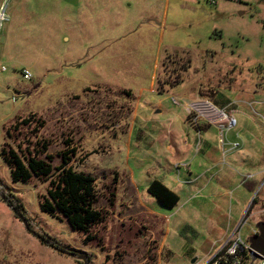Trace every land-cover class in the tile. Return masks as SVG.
Segmentation results:
<instances>
[{"label":"rangeland","instance_id":"374dc122","mask_svg":"<svg viewBox=\"0 0 264 264\" xmlns=\"http://www.w3.org/2000/svg\"><path fill=\"white\" fill-rule=\"evenodd\" d=\"M7 15L0 149L35 114L53 166L71 141L107 215L85 242L40 211L45 183H13L0 158V264H202L242 219L241 238L253 236L264 223V0H11ZM206 103L236 125L209 123ZM154 180L176 193L174 209L148 195Z\"/></svg>","mask_w":264,"mask_h":264},{"label":"trees","instance_id":"16d2710c","mask_svg":"<svg viewBox=\"0 0 264 264\" xmlns=\"http://www.w3.org/2000/svg\"><path fill=\"white\" fill-rule=\"evenodd\" d=\"M179 78L177 75L173 85L180 82ZM44 126L45 122L35 114L18 118L6 131L5 142L13 144L2 145L0 158L9 169L13 183L27 184L35 178L47 185L45 195H41L38 202L42 213L50 217L61 216L70 229L84 236L85 242L91 241L95 239L91 230L104 223L107 215L96 207L99 195L95 178L73 167L77 151L71 141L64 142L65 150L57 156L61 162L53 166L55 157L48 153L49 141L39 137ZM11 132H16L19 138L12 141ZM147 193L167 210L174 209L179 202L174 192L156 180L148 185ZM254 202L256 199L252 204ZM110 205H113L111 201ZM247 264H250L249 259Z\"/></svg>","mask_w":264,"mask_h":264},{"label":"built area","instance_id":"2783aa9c","mask_svg":"<svg viewBox=\"0 0 264 264\" xmlns=\"http://www.w3.org/2000/svg\"><path fill=\"white\" fill-rule=\"evenodd\" d=\"M206 1L212 5L216 3V0ZM10 2L11 0H0V36L4 25L8 22L7 10ZM21 75L23 80L25 81H29L31 79V74L26 69L22 70ZM173 103L178 104L175 99L173 100ZM194 105L195 104L186 106L190 109L187 110L188 115L191 114L190 111L192 110ZM205 112L213 118V122L209 123L218 124L221 129H231L236 125V121L231 114L227 115L224 111H219L208 103H206ZM221 143L224 144L222 139ZM237 146L238 145H236V147ZM245 224L246 221L242 219L240 223L236 226V228L233 230L232 234L228 237L226 242H224V244L214 254L204 258L203 264H247L248 259L250 261L249 243L248 241H244L240 235V231ZM256 233V230L252 232L253 235H255ZM254 263L264 264V259L256 260Z\"/></svg>","mask_w":264,"mask_h":264},{"label":"water","instance_id":"95a60500","mask_svg":"<svg viewBox=\"0 0 264 264\" xmlns=\"http://www.w3.org/2000/svg\"><path fill=\"white\" fill-rule=\"evenodd\" d=\"M256 229L257 233L247 240L250 249V264H253L256 260L264 259V223H259ZM60 253L65 256L74 257L71 251H60ZM78 259L82 260L83 264H87L86 258L78 257Z\"/></svg>","mask_w":264,"mask_h":264},{"label":"crops","instance_id":"0c3cea01","mask_svg":"<svg viewBox=\"0 0 264 264\" xmlns=\"http://www.w3.org/2000/svg\"><path fill=\"white\" fill-rule=\"evenodd\" d=\"M200 97V96H199ZM199 100V99H198ZM193 103H195V102H193ZM200 117V116H199ZM200 118H202V117H200ZM205 121H206V119H205ZM208 122V121H207ZM175 193V192H174ZM176 194V193H175ZM217 250H216V246H214L213 247V250H211V252L209 251L206 255H204V258H206V257H209L210 255H212V254H214L215 252H216ZM203 264V263H202Z\"/></svg>","mask_w":264,"mask_h":264},{"label":"flooded vegetation","instance_id":"af4514ba","mask_svg":"<svg viewBox=\"0 0 264 264\" xmlns=\"http://www.w3.org/2000/svg\"><path fill=\"white\" fill-rule=\"evenodd\" d=\"M257 225H258V224H257ZM256 227H257V226H256ZM256 230H257V229H256ZM54 250H55V251L58 250V247H55Z\"/></svg>","mask_w":264,"mask_h":264}]
</instances>
